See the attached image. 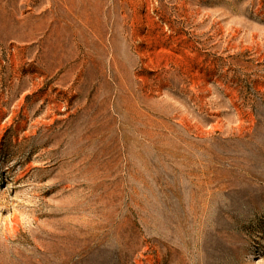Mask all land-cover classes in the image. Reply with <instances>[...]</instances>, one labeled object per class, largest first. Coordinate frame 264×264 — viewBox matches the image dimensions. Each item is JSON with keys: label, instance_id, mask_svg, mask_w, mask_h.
<instances>
[{"label": "rangeland", "instance_id": "1", "mask_svg": "<svg viewBox=\"0 0 264 264\" xmlns=\"http://www.w3.org/2000/svg\"><path fill=\"white\" fill-rule=\"evenodd\" d=\"M0 264H264V0H0Z\"/></svg>", "mask_w": 264, "mask_h": 264}]
</instances>
